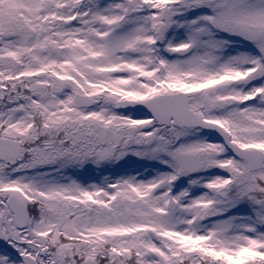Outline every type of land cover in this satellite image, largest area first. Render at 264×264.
Returning <instances> with one entry per match:
<instances>
[{
    "label": "snow or ice",
    "instance_id": "snow-or-ice-1",
    "mask_svg": "<svg viewBox=\"0 0 264 264\" xmlns=\"http://www.w3.org/2000/svg\"><path fill=\"white\" fill-rule=\"evenodd\" d=\"M0 264H264V0H0Z\"/></svg>",
    "mask_w": 264,
    "mask_h": 264
},
{
    "label": "rangeland",
    "instance_id": "rangeland-1",
    "mask_svg": "<svg viewBox=\"0 0 264 264\" xmlns=\"http://www.w3.org/2000/svg\"><path fill=\"white\" fill-rule=\"evenodd\" d=\"M91 175V174H90ZM102 179V178H101Z\"/></svg>",
    "mask_w": 264,
    "mask_h": 264
}]
</instances>
